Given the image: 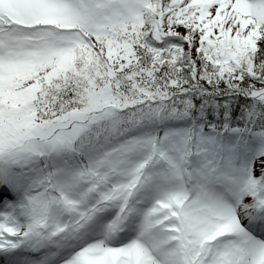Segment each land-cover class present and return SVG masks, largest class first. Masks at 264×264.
Segmentation results:
<instances>
[{
	"label": "snow or ice",
	"instance_id": "snow-or-ice-1",
	"mask_svg": "<svg viewBox=\"0 0 264 264\" xmlns=\"http://www.w3.org/2000/svg\"><path fill=\"white\" fill-rule=\"evenodd\" d=\"M0 264H264V0H0Z\"/></svg>",
	"mask_w": 264,
	"mask_h": 264
}]
</instances>
